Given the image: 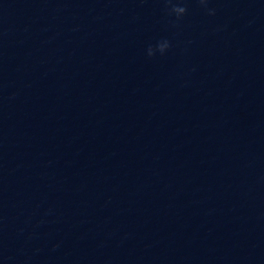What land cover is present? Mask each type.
<instances>
[{
  "label": "water",
  "instance_id": "95a60500",
  "mask_svg": "<svg viewBox=\"0 0 264 264\" xmlns=\"http://www.w3.org/2000/svg\"><path fill=\"white\" fill-rule=\"evenodd\" d=\"M0 264H264V0H0Z\"/></svg>",
  "mask_w": 264,
  "mask_h": 264
},
{
  "label": "clouds",
  "instance_id": "9594fccd",
  "mask_svg": "<svg viewBox=\"0 0 264 264\" xmlns=\"http://www.w3.org/2000/svg\"><path fill=\"white\" fill-rule=\"evenodd\" d=\"M200 3L204 7H207L208 0H200ZM172 11L175 12L178 17H180V16H183L187 12V9L183 6L174 5L172 8ZM208 12L210 15H215L214 9H208ZM169 47H170V44L167 41H164L163 43H160L158 45V48H159V51L161 52V54H163ZM154 54H155L154 50L150 47L148 49V55L153 56Z\"/></svg>",
  "mask_w": 264,
  "mask_h": 264
}]
</instances>
